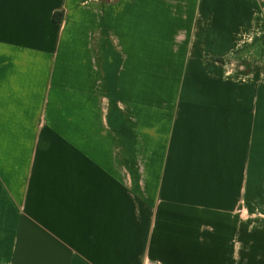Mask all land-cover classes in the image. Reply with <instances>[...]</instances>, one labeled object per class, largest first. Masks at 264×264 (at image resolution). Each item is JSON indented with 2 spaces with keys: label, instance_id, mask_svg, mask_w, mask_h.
<instances>
[{
  "label": "crops",
  "instance_id": "0c3cea01",
  "mask_svg": "<svg viewBox=\"0 0 264 264\" xmlns=\"http://www.w3.org/2000/svg\"><path fill=\"white\" fill-rule=\"evenodd\" d=\"M263 5L0 0V264H264Z\"/></svg>",
  "mask_w": 264,
  "mask_h": 264
},
{
  "label": "rangeland",
  "instance_id": "374dc122",
  "mask_svg": "<svg viewBox=\"0 0 264 264\" xmlns=\"http://www.w3.org/2000/svg\"><path fill=\"white\" fill-rule=\"evenodd\" d=\"M263 13H264V5H263ZM264 62V61H263ZM250 65H252V64H250ZM253 65H255V63H253ZM263 65H264V63H263ZM264 67V66H263Z\"/></svg>",
  "mask_w": 264,
  "mask_h": 264
}]
</instances>
